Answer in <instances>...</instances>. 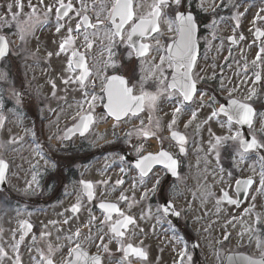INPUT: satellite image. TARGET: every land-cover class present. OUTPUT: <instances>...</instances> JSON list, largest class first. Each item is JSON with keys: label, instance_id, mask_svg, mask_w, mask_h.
Wrapping results in <instances>:
<instances>
[{"label": "flooded vegetation", "instance_id": "flooded-vegetation-1", "mask_svg": "<svg viewBox=\"0 0 264 264\" xmlns=\"http://www.w3.org/2000/svg\"><path fill=\"white\" fill-rule=\"evenodd\" d=\"M31 2L37 4L38 0ZM100 2L84 0L92 23L96 22L93 5L99 12ZM141 2L144 7L137 9V15L145 14L152 0ZM16 3L17 0H0V35L7 38L10 48V54L0 61V73L7 74L6 80H0V117H3L0 160L8 165L6 179L0 184V247L7 253V256L0 257V264H16L17 255L21 264H40L42 255L49 256L48 245L52 247L51 258L55 264H62L70 246L66 237L78 228L81 230L79 242L95 253L97 248L85 237L90 215L97 217V223L103 218V210L98 207L101 202L116 203L125 215L135 219V224L125 230V239L136 247H142L147 257H130L131 264H224L225 257L230 255L264 257V207H244L251 193H247L244 202L240 203V194L235 190L236 181L230 190L212 191L213 181L215 184L222 181L225 160L224 147L213 149L215 138L209 139V134L222 135L220 122L225 118L220 115L207 123L204 121L219 104L228 100L221 92L222 79L200 82L197 78L201 71L199 65H195L193 78L199 88L190 107L197 111L196 118L185 127L191 119L188 107L176 114L174 130L188 138L186 151L180 153L178 143L170 137L172 129L167 127L173 118L174 108L178 106L176 101H169L165 94L154 111L146 106L138 117H125L110 123L113 117L107 115L106 98L97 99L92 105L83 103L85 97L79 85L64 83L69 77L74 80L80 74L79 68L74 72L68 71L70 59L75 65L72 49L56 55L59 45L68 35L67 29L71 27L74 29V47L85 55L92 73L88 82L90 99L91 82H95V94L106 97L101 91L106 86L104 77L112 75L124 76L129 86H136L135 94L139 95L141 76H150L151 66L159 63L158 57L164 55L163 52L153 50L142 64L135 56L127 58L128 49L119 40L115 45L110 43L107 28L82 27L79 32L75 31L76 24L80 22L75 14L81 7L80 0H71L74 10L61 20L65 27L59 32L55 30V8L46 22L42 15L39 22L28 21L31 11L29 0H22L23 10L13 20V14L17 13ZM44 3L55 5L56 0H44ZM9 4H12L11 12L7 10ZM190 10L197 21L202 19V10ZM37 11L42 14L46 9L38 8ZM29 24L32 25L31 30L21 33L20 28H28ZM161 30L164 36L159 37L160 42L167 46L176 34L168 32L166 18L161 21ZM85 32L92 42L90 49L85 44ZM200 32H203L201 26ZM145 42L155 43L153 40ZM110 47L114 53L111 61L107 51ZM49 52L53 54L50 57ZM164 67V76L168 78L165 83H168L173 69H168L167 63ZM159 75L157 72L155 77L143 83V90L155 92L160 87L156 81ZM259 86L264 87V79ZM15 93L22 94L20 104L16 102ZM213 97L217 104L211 102ZM250 102L258 112H264V91H258ZM89 113L93 122L87 131H83L76 125L82 116ZM150 117L152 123L149 122ZM157 118L161 124L159 131L153 127ZM110 124L114 126L108 127ZM141 127L156 131V135H140L137 130ZM233 127L234 130L240 128L239 125ZM161 149L172 153L178 161L176 173L173 174L164 164H154L141 182L140 170L136 168L137 159ZM217 150L220 152L219 160L216 158ZM229 152L233 158V152ZM250 155L246 168L256 167ZM233 176L235 180L241 178L239 172ZM96 177L105 180L102 183ZM118 180L123 183L117 185ZM82 181L92 183L91 198ZM153 187L156 189L154 193L151 191ZM225 192L239 203L223 202ZM121 194L128 198L127 201L120 200ZM165 199L175 212L161 216L158 208ZM209 200L215 206H207ZM78 203L80 210L73 213L71 209ZM39 215L43 216L44 225L38 221ZM120 218L117 213H112L113 220ZM25 221L32 226L27 232ZM92 234L96 235L95 227ZM21 236H24L23 241H20ZM17 243L18 250L13 247ZM109 247L116 256L120 255L116 252L115 241ZM256 248L258 253L254 252ZM103 264H110L106 254Z\"/></svg>", "mask_w": 264, "mask_h": 264}, {"label": "snow or ice", "instance_id": "snow-or-ice-1", "mask_svg": "<svg viewBox=\"0 0 264 264\" xmlns=\"http://www.w3.org/2000/svg\"><path fill=\"white\" fill-rule=\"evenodd\" d=\"M81 7L76 11V16L80 18V22L76 24L75 31L79 32L82 27H90L96 29L97 27L107 28L109 32L110 43L115 45V41L119 40L121 43L125 44L128 52L127 58L131 59L133 56L141 60V63L150 56L151 52L155 50L157 53L163 52L164 55H159V63H154L150 68V76H141V86L142 90L139 95L135 94V85L129 86L128 80L124 76L112 75L105 76V87L102 88V93L106 94L98 97L95 94V82H91V97L89 99V77L92 75L86 57L83 53L75 49V37H73L72 32L74 29L69 27L67 29L68 35L59 45V51L56 55L67 52L72 49L71 56L75 58V65L70 59L68 61V71L74 72L76 68L80 69V74L75 76L74 80L72 77L64 80L65 84L74 82L79 85L80 90L83 91L84 101L83 103H89L92 105L97 99H105L107 103L105 107L107 109V115L115 117L116 121H120L124 117H138V114L142 112L147 106L150 110H155L158 102L162 96L167 94L169 101H176L177 105L174 108V115L170 123L167 125L169 129H172L170 133L171 139L178 143L179 152L184 153L186 151L185 144L187 143V136L179 131L174 130L176 128V114H179L183 108L188 107L191 113V119L188 120L185 127H188L192 121L196 118L197 111L190 107V102L197 94V81L193 78V69L196 62V33H197V22L193 15L191 8V0H152L148 5V10L143 15H137V9L143 8L141 0H104L100 2V11L96 12V5H93V12L95 16V23H92L91 19L87 15L88 5L84 3V0H80ZM203 8V3L199 5ZM17 13L13 14L12 19L15 20L17 16L23 10L22 0H17L16 3ZM28 7L30 8V13L28 14V21H37L43 16V20L48 21L49 14L52 13L53 8H55L56 16V32H59L61 28L65 25L61 23L64 17H67L70 11L74 10V5L69 0L65 3V0H56L55 5L45 4L44 0H38L37 4H33L29 0ZM38 8H44L46 11L42 14L38 13ZM7 10L11 12L12 4L7 5ZM264 11V9H261ZM103 17V18H102ZM167 23V29L170 33H175L172 36L171 43L167 46L162 45L159 37L164 36L161 30V21L165 20ZM256 19H264L257 14ZM215 23V22H213ZM127 27V35L125 36V31ZM32 25L29 24L28 28H20L21 33L31 30ZM257 35L264 37V32L257 29ZM23 39V35L21 36ZM235 43V38H231ZM240 39H244L243 36ZM84 40L87 48L92 47V42L89 40L88 34L85 32ZM146 40L155 41L154 45L152 43L145 42ZM109 53V61L112 60L114 55L112 48L107 49ZM10 54L9 43L6 37L0 35V61L5 60V58ZM49 57L53 54L48 53ZM264 44L259 48V51L253 60V64L258 61L264 63ZM155 59V58H153ZM165 63H167L168 69H173L171 80L168 83L165 81L168 79L164 76ZM113 68L116 67L114 63L111 64ZM245 71H247V65L244 66ZM159 72V77H156L157 83L160 87H157L155 92H148L143 90V83L147 80L155 77V74ZM7 74L0 73V80H6ZM262 80V76L259 71L254 72L253 83ZM53 87L55 85L53 84ZM223 87V85H222ZM178 94V95H177ZM15 98L17 104L21 103L22 94L15 93ZM257 95L255 88H253L249 95L244 101L231 98L224 103L219 104L218 107L211 112L210 116L204 123L208 120L219 117L221 114L225 117L224 121L220 122L221 128L227 126L229 134L227 135H217L215 136V144H212L213 149H218L219 147H224L226 150L235 152L241 160L245 159L249 153L253 152H264V142L257 138V130L253 128L254 120H260L261 125L258 129L259 134L264 136V112H258L256 108L253 107L254 97ZM213 104H217L215 97L211 101ZM201 104H203V98H201ZM91 112V109H90ZM3 117H0V124H2ZM93 122V116L89 113L86 116L81 117V124L77 126L82 128L83 131H87L89 125ZM149 122L152 123L151 117ZM143 125V121H141ZM234 125H246L250 130V135L245 136L240 128H236L233 131ZM156 131L161 129V124L159 118L155 120L153 125ZM138 133L144 137L155 136L156 131L145 129L144 127L139 128ZM211 131V130H209ZM83 134V132L81 133ZM34 135V133H33ZM231 142V143H229ZM216 158L219 160L220 152L216 151ZM261 167L260 173V188L258 191H264V155L258 157ZM154 164H164L167 169L176 173V168L178 166V161L173 158L172 153L169 151L161 149L156 153L149 152L146 155L140 156L136 161V168L140 170L141 182L143 178L147 176L148 172L151 170ZM8 165L5 161L0 160V184H2L5 179V172ZM223 170V169H222ZM123 171V169H122ZM231 175V173H229ZM35 179V177H33ZM84 188L87 192L89 198L93 196L92 183L82 181ZM103 183V182H102ZM122 180L116 181V184H122ZM158 184L159 181L157 180ZM254 181L251 178L245 180H237V192H246L248 188L253 185ZM31 187V185H29ZM153 193L156 191L155 187L151 190ZM148 193H145L147 196ZM224 199L228 200L231 204L239 203V200L230 199L228 193L225 192ZM127 197L121 194L120 200L127 201ZM255 199V197H253ZM99 209L103 210V218L97 223V217L90 215L88 221V235L85 239L97 248L95 253H91L87 250L79 241L81 239V230L78 228L74 233L66 237L69 240L70 246L68 248L67 257L63 260L62 264H103L105 259V254L110 258V264H131L130 257H147L146 251L142 247H136L132 243L126 242L125 230L129 225L135 224V219L132 216L125 215L123 211L119 208L118 204L110 202H101L98 205ZM72 212L76 213L80 210L79 203L72 207ZM158 211L161 216H165L170 211L175 212L174 207L169 206V201L165 199L164 204L160 205ZM247 211V210H246ZM112 213H117L121 218L113 220ZM179 215V213H175ZM259 220V218H257ZM67 223V221H65ZM25 232L31 229V225L26 221L24 222ZM96 228V235L92 234V228ZM107 228V231H105ZM48 233L45 232V235ZM107 238V243L105 240ZM228 237L225 236V239ZM24 236L20 237V241H23ZM115 241L117 243L116 252L119 256L114 254L109 244ZM14 249L19 248V243L13 246ZM52 247L48 245V257L41 258L40 264H55L54 260L51 258ZM183 252L181 257H183ZM7 256V253L2 247H0V257ZM191 260V257H188ZM225 259L228 264H264V260L255 261L250 257H245L242 255H230L226 256ZM16 264H21L19 256L16 257Z\"/></svg>", "mask_w": 264, "mask_h": 264}, {"label": "rangeland", "instance_id": "rangeland-1", "mask_svg": "<svg viewBox=\"0 0 264 264\" xmlns=\"http://www.w3.org/2000/svg\"><path fill=\"white\" fill-rule=\"evenodd\" d=\"M222 1L223 5L221 4V6L225 7L222 9L225 13L220 14V12L216 14L215 11L209 24L206 26V33L201 37L202 41L205 42V56L199 64L201 72L198 79L203 75L208 78L212 77L216 72H222V70H220V64L224 54L229 48H233L235 55L230 59L227 70L224 71L221 92L224 97L235 96L244 100L253 88H255L256 92L262 90L260 86L257 89L256 83H253L254 78L252 77L254 75H251V72L248 70L245 71L244 66L247 65V68H249L253 64L252 62L259 48L264 44L263 41L261 42V40L253 37V32L256 31V28L261 27L264 29V19H256L257 14H259L260 17H264V11H261V9H264V0H238L239 2H235V0H202L203 8L199 6L201 4V0H199L195 8L212 12ZM192 2H194V0H191V3ZM236 3L240 5H236ZM230 36L235 38V43L229 41ZM241 36H243L244 39H240ZM230 56L231 55H229V57ZM262 59H264V57H262ZM226 60L227 58L224 57V61ZM258 63L261 62L258 61L255 65L258 66ZM256 121V127L260 128L258 124H261V121L255 120V122ZM222 129H224V135L229 134L228 128L223 127ZM211 137L215 138V136L209 134V139H211ZM252 159H256L254 161L257 167L246 168L245 163L250 161L249 156L241 160L239 156L233 152L232 162L234 161L233 164L237 173L239 172L240 176L242 175L243 177L254 176L256 179L255 185L251 189L248 202L244 207H264V191H258L260 188L261 168L258 167V158L252 157L251 160ZM229 173H231V175H229ZM232 173L234 172L224 169L222 181H218L216 184L213 181L212 191L219 192L221 188H223V190H230L235 180ZM96 179H100L99 181L101 182L105 180V178L102 179L97 177ZM253 197H255V199H253ZM207 206H215V204L212 200H209ZM38 221L44 225L43 216L40 217L39 215ZM254 252L258 253V249L256 248Z\"/></svg>", "mask_w": 264, "mask_h": 264}, {"label": "water", "instance_id": "water-1", "mask_svg": "<svg viewBox=\"0 0 264 264\" xmlns=\"http://www.w3.org/2000/svg\"><path fill=\"white\" fill-rule=\"evenodd\" d=\"M255 261H261V260H255Z\"/></svg>", "mask_w": 264, "mask_h": 264}]
</instances>
